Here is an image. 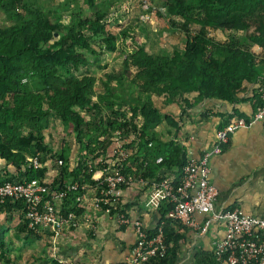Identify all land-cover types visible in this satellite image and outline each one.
I'll use <instances>...</instances> for the list:
<instances>
[{
    "label": "trees",
    "instance_id": "16d2710c",
    "mask_svg": "<svg viewBox=\"0 0 264 264\" xmlns=\"http://www.w3.org/2000/svg\"><path fill=\"white\" fill-rule=\"evenodd\" d=\"M114 2L111 0L108 4ZM161 2L169 22L182 35V46L170 56L150 54L141 46L123 56L122 73L128 76L129 67H134L136 72L129 84L137 87L136 96L131 95L128 85L126 89L122 87L124 98L107 83L103 84V92L96 94L93 76L84 70L79 76L72 73L78 71L79 65L86 69L85 54L108 55L115 49L116 36L103 20L106 12L93 0H88L84 9L64 10L59 14L51 10L43 12L37 0H0V14L6 21L0 25V158L11 169L3 167L0 185L38 180L54 192H64L68 184L76 183L77 189L66 192L60 202L64 213L68 211L67 198L77 196L82 184L94 187L96 193L101 187L98 183L105 173L102 171L94 177L97 173L94 167L105 165L107 156L113 157L115 131L126 138L124 148L128 156L120 170L125 180L130 182L133 144L140 143L144 146V156L161 155V164L169 170L174 167L176 175L172 183H178L186 162L183 149L172 140L160 144L149 132L150 126L161 120L177 128V122L156 100L175 104L181 116L202 100L232 101L247 84L258 79L264 66V0ZM146 11L164 17L159 8L151 6ZM62 15H68V23L61 20ZM214 30L240 36L221 41L210 34ZM115 79L120 86V77ZM111 97L117 106L125 100L128 115L124 109L114 107ZM51 117H56L71 132L73 143L78 147L72 164L66 138H62L58 149L45 140L43 130ZM26 157H36L38 167L33 168ZM52 161L56 174L47 179L45 165ZM125 185L122 183L119 188ZM162 203L158 223L153 229H147V236L154 235L160 226L166 249L143 264H173L177 257L180 234L173 228H184V225L167 218L165 213L171 204ZM0 208L21 211L18 233L55 235L53 230L34 231L27 227L22 199L6 198ZM71 210L75 216L76 210ZM10 258L0 230V264H8ZM193 259L196 264H221L213 252L198 251Z\"/></svg>",
    "mask_w": 264,
    "mask_h": 264
},
{
    "label": "crops",
    "instance_id": "0c3cea01",
    "mask_svg": "<svg viewBox=\"0 0 264 264\" xmlns=\"http://www.w3.org/2000/svg\"><path fill=\"white\" fill-rule=\"evenodd\" d=\"M253 50L257 51V48ZM263 72L264 66L260 68L259 75ZM257 85L258 80L255 79L237 93L232 101L202 100L181 116L178 108L173 111L168 107L171 103H160L162 110H172L171 116L177 122V128H172L161 120L152 124L149 132L160 144L172 140L173 144L183 149L186 160L196 159L212 146L216 130L234 118H249L258 103ZM58 147L59 145L54 149ZM69 147L68 158L72 164L78 147L74 143L69 144ZM133 147L134 158L129 164L130 182L119 188V202L122 211L131 220H140L150 230L158 223L163 203L152 194L149 184L160 177L172 179L176 172L173 171L174 167L169 170L161 164V155L154 158L144 156V146L140 143H134ZM105 163L99 166L95 164L97 173L94 177L108 170L111 165L108 156ZM4 166L5 163L0 158V174H3ZM5 168L11 170L8 166ZM55 174L54 162H46V178H53ZM141 175L144 177L141 178ZM209 180L217 191L213 204L215 214L237 208L245 214L264 216V130L259 123L236 129L223 145L222 152L210 157ZM95 194L94 187L82 184L78 198H67V209L76 210L75 225L56 235L48 232L34 235L18 233L17 225L22 220L21 211L0 208V230L4 233L8 255L11 257L8 264L121 263L130 254L134 231L132 227L118 225L101 209L94 208L92 198ZM193 219L197 224L194 229L185 225L184 228H173L175 233L180 234L177 257L173 264H196L193 259L195 253L212 252L214 243L224 235L223 220L220 217L213 218L194 212Z\"/></svg>",
    "mask_w": 264,
    "mask_h": 264
},
{
    "label": "built area",
    "instance_id": "2783aa9c",
    "mask_svg": "<svg viewBox=\"0 0 264 264\" xmlns=\"http://www.w3.org/2000/svg\"><path fill=\"white\" fill-rule=\"evenodd\" d=\"M160 11L165 15L162 9ZM257 80L259 104L249 118H234L216 130L212 146L205 149L198 158L186 160L176 185L166 176L149 184L155 198L171 204L165 213L167 218L178 220L193 229L197 227L193 219L194 212L223 220L224 235L214 243L212 249L215 259L221 264H264V216L245 214L237 208L215 214L213 204L217 191L209 180L210 157L222 152L223 145L236 129L259 123L264 130V72ZM125 141L126 138L121 137L118 131L113 133L111 165L98 183L102 185L92 198V206L108 214L118 225L132 227L134 231L135 238L130 254L119 264H143L150 258L163 254L166 245L160 226L156 228L154 235L148 237L147 229L140 220H131L126 213L120 211L119 185L129 182L120 172L128 156L124 148ZM26 159L33 168L38 167L36 157ZM57 163L60 164L61 161ZM77 187L76 183H71L64 192H54L38 180L5 182L0 185V203L6 198L22 199L27 227L34 231L53 230L56 235L75 225L72 210L61 213L60 202L66 192L75 191Z\"/></svg>",
    "mask_w": 264,
    "mask_h": 264
},
{
    "label": "rangeland",
    "instance_id": "374dc122",
    "mask_svg": "<svg viewBox=\"0 0 264 264\" xmlns=\"http://www.w3.org/2000/svg\"><path fill=\"white\" fill-rule=\"evenodd\" d=\"M111 0L99 1L93 0L99 9L106 12L104 21L106 27L112 30L116 36L115 49L108 55H90L85 54L87 60L86 69L83 66H78V71H73L74 75H81L82 71H86L89 75L93 76L95 81L93 83L96 94L104 90L103 84L107 83L109 86H114V91H119L121 96L125 98L126 95L122 94L121 88L127 87L131 89V95L137 93V87L130 85L131 75L136 72L132 66L129 67L130 74L127 76L122 73L124 68L123 56L136 50V47L141 46L150 54L159 56H170L175 51H179L183 39L182 35L168 20V15L161 0H114L113 4H108ZM37 4L41 6L43 12H59L69 9L86 8L88 0H37ZM162 9L165 12L163 18L155 13L147 12L150 7ZM146 8V10H145ZM61 20L65 23L69 22L68 15H62ZM5 23V18L0 14V25ZM218 40H227L234 34L226 33L224 31L214 30L210 32ZM239 37L240 35H234ZM132 37V39H130ZM116 76L120 77L121 85H117ZM182 88V87H181ZM95 100V95L91 96ZM115 100L111 97V101ZM117 101L120 98H116ZM125 100L118 103L113 101L115 108L124 109L128 115L129 109L125 107ZM132 103V102H131ZM157 104H166L164 101L156 100ZM133 104V103H132ZM167 107V106H166ZM174 109L178 108L175 104L168 106ZM168 108V110H169ZM171 110V112H172ZM166 111V108L165 110ZM170 111L168 113L172 114ZM48 127L43 130L45 140L56 147L60 145L62 138H66L68 144H73L71 132L64 129L56 117L48 119Z\"/></svg>",
    "mask_w": 264,
    "mask_h": 264
}]
</instances>
